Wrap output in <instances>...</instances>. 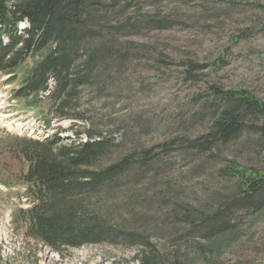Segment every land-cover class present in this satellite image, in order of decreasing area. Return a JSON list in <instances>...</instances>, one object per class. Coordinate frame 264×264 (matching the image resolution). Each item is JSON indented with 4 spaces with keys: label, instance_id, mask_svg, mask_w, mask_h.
<instances>
[{
    "label": "rangeland",
    "instance_id": "obj_1",
    "mask_svg": "<svg viewBox=\"0 0 264 264\" xmlns=\"http://www.w3.org/2000/svg\"><path fill=\"white\" fill-rule=\"evenodd\" d=\"M237 1L229 6L213 0H142L143 11L168 16L171 23L165 30L144 31L134 39L141 52L132 50L120 72L109 78L116 86L105 84L104 92L99 85L82 90L78 111L87 122L56 118L49 101L37 110L26 109L22 101H10L19 80L8 84L0 77V109L2 98L6 100L5 109L0 110V181L11 187L0 196V264H140L142 246L97 244L51 250L28 237L25 222L15 218L19 210L30 206L21 180L28 164L13 154V138L43 140L57 132L70 144L85 142L88 131L102 134L116 147L102 166L149 149L160 160L141 171V178L134 172L117 188L97 193L92 203L99 204L100 213L132 224L169 261L264 264V216L255 222L241 217L236 234L212 242L218 248L214 255H203L198 248L203 241L200 235L174 217V211H181L177 206L195 210L194 217L213 213L219 196L234 194L233 184L220 176L230 162L264 169L261 138L244 133L214 152L216 158L181 149L164 153L159 148L209 130V112H203L213 102L212 86L245 89L264 101V11L252 4L264 5V0ZM25 28L24 23L19 31ZM188 60L202 69L192 72L195 79L187 74ZM32 64L28 61L23 70ZM22 72L17 73L19 77ZM48 121L50 127L45 128Z\"/></svg>",
    "mask_w": 264,
    "mask_h": 264
},
{
    "label": "trees",
    "instance_id": "obj_2",
    "mask_svg": "<svg viewBox=\"0 0 264 264\" xmlns=\"http://www.w3.org/2000/svg\"><path fill=\"white\" fill-rule=\"evenodd\" d=\"M141 2L0 0V74L16 76L28 59L33 62L20 79L14 97L23 99L28 108L39 109L43 102L39 95L52 82L46 100L56 118L87 122L78 111L82 90L99 85L104 92L107 84L116 86V81L109 78L120 72L121 63L130 59L132 50L141 52L136 48L142 46L134 39L144 31L165 30L171 23L168 16L143 11ZM213 2L239 4L237 0ZM252 4L264 11V5ZM22 23L27 28L20 32ZM186 64L187 74L195 79L191 74L201 67L193 60ZM212 91L213 102L203 109L204 114L209 112V130L195 138L161 144L162 152L181 149L216 158L214 152L244 133L255 134L264 142L263 100L241 88L212 86ZM86 135L85 142L70 144L57 135L43 141L15 138L14 153L29 164L24 179L33 206L19 213L20 218L28 219L27 236L56 251L97 244L142 246L140 264H182L155 252L149 236L136 232L125 220L120 222L121 218L108 219L99 212V204L92 203L97 193L117 188L129 174L135 172L136 178H141L139 174L149 169L153 160L160 161L159 155L153 154V149L134 151L105 167L102 160L116 147L102 134L88 131ZM220 176L235 189L231 196H219L215 212L194 217L196 212L191 208L177 206L181 211H174L179 222L190 225L191 232L202 238L198 248L203 255L216 253L218 248L212 242L217 238L236 234L241 217L255 222L264 216V169L230 162L220 170Z\"/></svg>",
    "mask_w": 264,
    "mask_h": 264
}]
</instances>
